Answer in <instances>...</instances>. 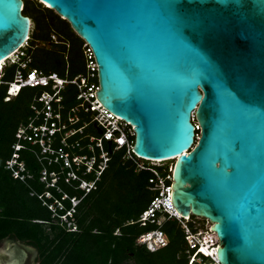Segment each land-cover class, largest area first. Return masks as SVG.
<instances>
[{
    "label": "water",
    "instance_id": "95a60500",
    "mask_svg": "<svg viewBox=\"0 0 264 264\" xmlns=\"http://www.w3.org/2000/svg\"><path fill=\"white\" fill-rule=\"evenodd\" d=\"M38 1L92 48L134 154L175 160L173 206L210 222L219 262L264 264V0ZM24 7L0 0V64L31 35Z\"/></svg>",
    "mask_w": 264,
    "mask_h": 264
},
{
    "label": "trees",
    "instance_id": "16d2710c",
    "mask_svg": "<svg viewBox=\"0 0 264 264\" xmlns=\"http://www.w3.org/2000/svg\"><path fill=\"white\" fill-rule=\"evenodd\" d=\"M24 1L23 13L34 24L27 47L32 65L61 75L67 68L72 76L84 71L85 40L53 9L37 0ZM54 33L61 43L52 41ZM15 68L14 64L6 67V79L13 77ZM34 92L33 88H23L18 96L6 101L7 87L0 89V243L11 238L35 247L39 264H188L185 235L177 220L163 225L169 240L166 247L150 251L136 243L141 233L154 227L127 224L137 220L150 204L154 193L149 180L153 174L137 170L134 161L124 158L125 150L115 151L113 146L102 180L86 195L63 179L59 182L61 191L46 187L40 181L43 165L29 151L22 154L33 178L22 181L12 176L5 168L6 161L12 155L18 127L32 113ZM88 131L96 133L95 129ZM168 167L173 174L174 162ZM47 190L54 196L40 198ZM65 193L70 198L63 199ZM71 197L79 200L75 206ZM72 208L73 214L68 216ZM67 222L75 228L67 227ZM118 229L120 233L116 234Z\"/></svg>",
    "mask_w": 264,
    "mask_h": 264
},
{
    "label": "built area",
    "instance_id": "2783aa9c",
    "mask_svg": "<svg viewBox=\"0 0 264 264\" xmlns=\"http://www.w3.org/2000/svg\"><path fill=\"white\" fill-rule=\"evenodd\" d=\"M29 39L21 49L0 64V89L7 87L6 101L18 96L23 88L35 90L32 113L16 131L13 152L5 168L22 181L33 178L27 172L22 154L23 151H29L43 165L40 181L46 187L60 190L59 182L63 179L65 183L83 189L86 195L98 187L109 166L112 152L125 150L124 158L134 161L137 170H149L153 174L149 180V189L154 193L150 204L137 220L127 224L154 227L141 233L136 243L146 246L150 251L166 247L169 240L163 225L168 220H177L184 231L188 264H221L217 257L219 237L216 232L210 227L196 225L192 217H182L173 206V174L168 164L164 163L174 159L148 161L136 156L133 152L134 126L107 110L97 99L100 88L98 63L89 44L85 42L84 45V71L72 76L69 68L65 75H61L34 67L33 57L27 51ZM52 41L62 42L55 33L52 34ZM12 64L16 65L14 75L6 79L5 69ZM192 120L198 131L197 142L201 128L194 112ZM90 128L95 129L96 133L88 131ZM99 128L102 132H99ZM107 143L110 147H107ZM53 196L49 190L39 195L40 198ZM64 198L70 197L65 193ZM71 201L75 206L79 200L71 197ZM49 207L54 209L53 205ZM73 211L74 208L67 215L72 216ZM67 215L63 219L67 220Z\"/></svg>",
    "mask_w": 264,
    "mask_h": 264
},
{
    "label": "flooded vegetation",
    "instance_id": "af4514ba",
    "mask_svg": "<svg viewBox=\"0 0 264 264\" xmlns=\"http://www.w3.org/2000/svg\"><path fill=\"white\" fill-rule=\"evenodd\" d=\"M201 132V131H200ZM33 246L6 238L0 243V264H39L38 251ZM16 254L13 257V254Z\"/></svg>",
    "mask_w": 264,
    "mask_h": 264
},
{
    "label": "rangeland",
    "instance_id": "374dc122",
    "mask_svg": "<svg viewBox=\"0 0 264 264\" xmlns=\"http://www.w3.org/2000/svg\"><path fill=\"white\" fill-rule=\"evenodd\" d=\"M38 1V0H37ZM38 2H40V1H38ZM31 3H32V1H31ZM33 4H34V2H33ZM36 4V3H35ZM45 5V4H44ZM45 6H47V5H45ZM33 28H34V24H32V28H31V32H32V30H33ZM40 44V43H39ZM201 135V132H199V136ZM175 161V160H174ZM174 161H167V162H165L164 164H168V163H170V164H172ZM192 219H195L196 220V225H198V226H201V227H204V228H208V227H210L211 228V224L206 220V219H200V218H197V217H195V218H192ZM64 221H66L65 219H63ZM71 226V222H67V227H70ZM73 229H74V226H71ZM38 264V263H37ZM131 264V263H130Z\"/></svg>",
    "mask_w": 264,
    "mask_h": 264
},
{
    "label": "bare ground",
    "instance_id": "6f19581e",
    "mask_svg": "<svg viewBox=\"0 0 264 264\" xmlns=\"http://www.w3.org/2000/svg\"><path fill=\"white\" fill-rule=\"evenodd\" d=\"M3 63V62H2ZM200 137V136H199ZM199 137H198V139H199ZM180 214V213H179ZM181 215V214H180Z\"/></svg>",
    "mask_w": 264,
    "mask_h": 264
}]
</instances>
